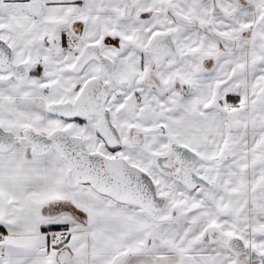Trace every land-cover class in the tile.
I'll return each instance as SVG.
<instances>
[{"label":"snow or ice","instance_id":"snow-or-ice-1","mask_svg":"<svg viewBox=\"0 0 264 264\" xmlns=\"http://www.w3.org/2000/svg\"><path fill=\"white\" fill-rule=\"evenodd\" d=\"M0 264H264V0H0Z\"/></svg>","mask_w":264,"mask_h":264}]
</instances>
